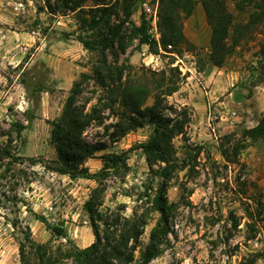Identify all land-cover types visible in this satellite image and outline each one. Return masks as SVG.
I'll return each mask as SVG.
<instances>
[{
    "label": "rangeland",
    "instance_id": "1",
    "mask_svg": "<svg viewBox=\"0 0 264 264\" xmlns=\"http://www.w3.org/2000/svg\"><path fill=\"white\" fill-rule=\"evenodd\" d=\"M115 1L87 0L84 5L88 9ZM158 1L137 0L131 16L137 26L147 23V33L156 42L161 39ZM201 1L196 0L191 16L184 20L186 41L181 46L159 45V53L154 54L131 38L126 52L119 55L120 63L158 73L168 75L170 69H178L180 88L168 97V103L186 109L190 117L188 141L181 136L174 140L178 156L189 166L168 183V199L177 205L171 243L149 264H264V138H243L264 113V20L243 30L239 46L222 67H216L210 59L211 27ZM225 1L237 27L248 23L260 11L256 4L264 0ZM42 5V0H0V149L22 157L15 164L9 158L0 163V264L20 263L19 246L27 233L53 247L66 243L36 215L54 225L63 224L80 248L95 240L85 203L98 183L72 180L46 167L55 166L57 159L49 142L50 122L61 115L73 83L81 73L90 72L97 55L79 41V36L89 34L83 32L75 14L52 15L39 10ZM158 56L162 64L153 70L148 65ZM109 60H113L111 54ZM94 90L100 88L90 81L78 104L88 98L93 100L87 108L95 104ZM114 121L108 119L105 125ZM105 127L95 124L85 133L89 142L107 147L86 166L96 173L103 166V156L126 153L130 170H112L100 187L106 188V207L124 203L131 215L138 195L146 189L155 193L162 182L150 173L138 149L152 127L131 131L116 142L109 139L113 129ZM238 141L243 146L239 163L229 164L221 147ZM186 145L202 149L197 160L185 155ZM158 219L159 214H154L143 246Z\"/></svg>",
    "mask_w": 264,
    "mask_h": 264
},
{
    "label": "trees",
    "instance_id": "2",
    "mask_svg": "<svg viewBox=\"0 0 264 264\" xmlns=\"http://www.w3.org/2000/svg\"><path fill=\"white\" fill-rule=\"evenodd\" d=\"M86 1L42 0L39 10H46L52 15L75 14L83 32L89 34L86 38L79 36V41L89 52L97 55L90 72L81 73L79 80L73 83L61 115L50 122L49 142L57 159L55 166L46 167L72 180L83 178L98 183L85 203L95 240L90 246L80 248L68 237L63 224L54 225L36 215L37 220L56 236L65 239L66 243L53 247L50 243L36 242L27 233L19 246V264H149L161 256L171 243V220L177 205L168 199V183L177 172L189 166L185 159L181 160L178 156L174 140L181 136L188 141L186 131L190 117L186 109L179 110L168 103V97L180 88V73L173 68L167 75L166 71L158 73L145 67L120 63L119 55L126 52L131 38L147 45L154 54L159 53V45L163 48L181 46L186 41L184 20L191 16L196 0L158 1L160 42L148 35L146 22L137 26L131 21L132 8L137 0H116L112 4L88 9L84 5ZM201 3L211 27L210 59L214 66L222 67L226 58L239 46L242 31L264 20V1L256 4L255 8L260 11H255L248 23L237 27L233 25L225 0H202ZM120 7L123 18L120 17ZM113 17L116 18L114 21ZM109 54L113 56L112 61ZM90 81H94L100 91H93L96 103L87 108L93 99L88 98L79 105L78 98ZM150 99L152 104H149ZM111 118L114 123L106 126V120ZM95 124L106 126L107 131L113 129L109 134L111 142L139 128L152 127L148 140L140 143L138 149L143 152L150 173L162 182L155 193L146 189L138 195L131 215H127L124 203L106 207V188L100 187L112 170H130L126 153L103 156V166L96 173L86 166L89 159L107 148L103 143H91L85 138L87 129ZM243 138L244 141L247 138H264V113L254 128L245 131ZM240 143L230 142L231 147H221L227 163H239L238 156L243 148ZM184 149L185 155L195 160L202 152L200 147L191 149L189 145ZM193 151L196 152L194 156ZM8 158L12 164L22 160V157L1 148L0 163ZM156 213L159 219L151 229L148 243L143 246L142 238ZM138 251L139 258L136 256Z\"/></svg>",
    "mask_w": 264,
    "mask_h": 264
},
{
    "label": "built area",
    "instance_id": "3",
    "mask_svg": "<svg viewBox=\"0 0 264 264\" xmlns=\"http://www.w3.org/2000/svg\"><path fill=\"white\" fill-rule=\"evenodd\" d=\"M171 48V46H169ZM162 64V60L158 56L156 59L153 60L148 66H151L153 70H157V67Z\"/></svg>",
    "mask_w": 264,
    "mask_h": 264
}]
</instances>
